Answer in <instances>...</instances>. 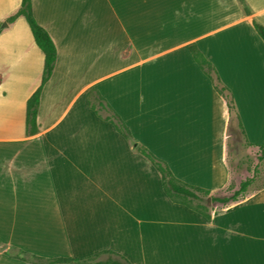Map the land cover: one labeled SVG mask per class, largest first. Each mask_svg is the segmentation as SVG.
Here are the masks:
<instances>
[{
    "label": "crops",
    "instance_id": "obj_1",
    "mask_svg": "<svg viewBox=\"0 0 264 264\" xmlns=\"http://www.w3.org/2000/svg\"><path fill=\"white\" fill-rule=\"evenodd\" d=\"M21 5L0 0V264H38L8 256L11 247L45 258L111 251L131 264H264L261 191L212 220L172 202L156 168L87 97L96 90L177 179L220 196L218 103L231 114L190 46L232 92L246 142L263 144L264 42L253 21L264 26V0H32L57 49L34 135L27 102L45 56L26 19L6 21Z\"/></svg>",
    "mask_w": 264,
    "mask_h": 264
},
{
    "label": "trees",
    "instance_id": "obj_2",
    "mask_svg": "<svg viewBox=\"0 0 264 264\" xmlns=\"http://www.w3.org/2000/svg\"><path fill=\"white\" fill-rule=\"evenodd\" d=\"M21 17L26 19L28 22L35 42L45 56L42 83L27 102V132L30 135H34L38 132L37 117L41 94L45 85L53 76L57 62V49L50 34L36 21L32 10V0H22L21 7L6 21L7 23L12 24ZM253 26L259 37L264 42V26L257 21H253ZM1 31L2 29L0 24V33ZM190 52L201 70L212 81L216 95L225 101L228 112L230 114L233 112L235 113L236 107L232 92L227 86L223 84L215 67L204 57V55L196 46H190ZM87 97L91 109L100 118L113 124L116 130L130 142L133 149L146 158L156 168L162 178L163 190L172 202L186 206L187 208L201 214L208 220H212L213 214L218 207L226 206L231 202L239 201L245 197L249 187L253 182L252 179L243 181L238 189L234 190L231 195L226 196H216L209 189L192 186L180 181L174 176L170 167L165 161L158 158L148 148L134 139L130 129L126 126L121 117L112 109L107 101L96 90L89 91ZM238 124L242 134L244 135L242 123L239 119ZM246 143L250 147L258 148L259 160L264 161V143L261 145H254L249 142ZM3 248L2 242L0 241V249ZM5 253L11 257L38 264H131L121 255L111 251H104L83 258H45L38 255L29 254L15 247H11Z\"/></svg>",
    "mask_w": 264,
    "mask_h": 264
},
{
    "label": "rangeland",
    "instance_id": "obj_3",
    "mask_svg": "<svg viewBox=\"0 0 264 264\" xmlns=\"http://www.w3.org/2000/svg\"><path fill=\"white\" fill-rule=\"evenodd\" d=\"M215 142L218 195H231L243 181L252 179L245 197L261 191L257 199H264V161L259 160L258 148L248 146L234 112L226 117L219 103Z\"/></svg>",
    "mask_w": 264,
    "mask_h": 264
},
{
    "label": "water",
    "instance_id": "obj_4",
    "mask_svg": "<svg viewBox=\"0 0 264 264\" xmlns=\"http://www.w3.org/2000/svg\"><path fill=\"white\" fill-rule=\"evenodd\" d=\"M7 24L5 23V26H6Z\"/></svg>",
    "mask_w": 264,
    "mask_h": 264
}]
</instances>
